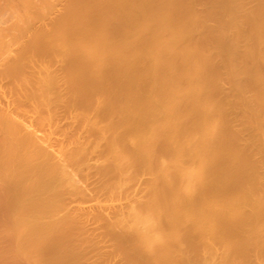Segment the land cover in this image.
<instances>
[{"label":"bare ground","instance_id":"bare-ground-1","mask_svg":"<svg viewBox=\"0 0 264 264\" xmlns=\"http://www.w3.org/2000/svg\"><path fill=\"white\" fill-rule=\"evenodd\" d=\"M0 264H264V0H0Z\"/></svg>","mask_w":264,"mask_h":264}]
</instances>
